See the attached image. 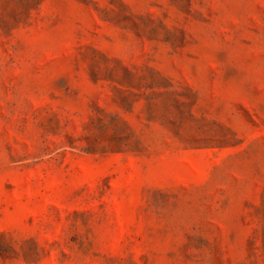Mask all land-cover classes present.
Masks as SVG:
<instances>
[{
    "label": "rangeland",
    "instance_id": "obj_1",
    "mask_svg": "<svg viewBox=\"0 0 264 264\" xmlns=\"http://www.w3.org/2000/svg\"><path fill=\"white\" fill-rule=\"evenodd\" d=\"M0 264H264V0H0Z\"/></svg>",
    "mask_w": 264,
    "mask_h": 264
}]
</instances>
